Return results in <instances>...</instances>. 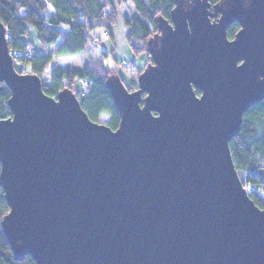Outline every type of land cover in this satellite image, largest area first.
I'll use <instances>...</instances> for the list:
<instances>
[{
    "label": "water",
    "instance_id": "95a60500",
    "mask_svg": "<svg viewBox=\"0 0 264 264\" xmlns=\"http://www.w3.org/2000/svg\"><path fill=\"white\" fill-rule=\"evenodd\" d=\"M157 25L139 86L107 80L113 129L72 88L52 97L41 76L19 72L0 20L12 112L0 119L1 226L17 260L264 264V207L230 147L264 98V0H176Z\"/></svg>",
    "mask_w": 264,
    "mask_h": 264
},
{
    "label": "trees",
    "instance_id": "16d2710c",
    "mask_svg": "<svg viewBox=\"0 0 264 264\" xmlns=\"http://www.w3.org/2000/svg\"><path fill=\"white\" fill-rule=\"evenodd\" d=\"M220 1L210 0L213 4ZM175 6L176 0H0V20L6 27L13 55L23 52L27 44L33 47L32 55L25 59L23 73L41 76L44 91L52 97H57L62 89L73 88L84 81L85 86L76 90L83 109L94 121L101 122L103 115H109L107 124L116 129L121 115L107 80L118 71L106 65L103 58L91 60L83 66L76 65V61L89 44L98 40L93 33L95 28L102 26L110 32L121 14L128 28V42L134 50L146 51L150 62L148 40L159 31L157 18L170 19ZM64 25L69 29L66 30ZM32 27L37 29L39 50L23 37ZM239 28V22L234 21L228 28L229 38H234ZM102 53L106 55L105 51ZM125 65L129 74L137 78L144 69L135 64ZM136 87L128 88L133 90ZM10 96L11 89L0 81V119L12 115L8 104ZM230 147L250 197L264 207V98L246 109L241 129L231 139ZM8 210L4 189L0 185V264H37L30 254L23 260L15 258L1 226V218Z\"/></svg>",
    "mask_w": 264,
    "mask_h": 264
},
{
    "label": "rangeland",
    "instance_id": "374dc122",
    "mask_svg": "<svg viewBox=\"0 0 264 264\" xmlns=\"http://www.w3.org/2000/svg\"><path fill=\"white\" fill-rule=\"evenodd\" d=\"M64 28L66 30L69 29L67 25H64ZM104 30L105 29L102 26L95 28L93 33H95L98 40L93 41L81 52L76 61V65L83 66L88 64L91 60L103 58L106 65L115 68L118 71L128 87L134 85L139 86L137 76L129 74L124 61H126V64H135L138 68L143 69L147 62H149L147 52L143 50L136 51L132 48L126 38L128 28L121 14L118 15V18L115 24L112 25L108 35H104ZM23 37L24 40L31 41L36 50L41 48L37 29L35 27H32L30 33ZM102 51H105L106 55H104ZM82 83L80 81V83L75 84L72 89L76 92L79 88H83L84 85ZM108 119L109 115H103L100 121L107 123Z\"/></svg>",
    "mask_w": 264,
    "mask_h": 264
},
{
    "label": "built area",
    "instance_id": "2783aa9c",
    "mask_svg": "<svg viewBox=\"0 0 264 264\" xmlns=\"http://www.w3.org/2000/svg\"><path fill=\"white\" fill-rule=\"evenodd\" d=\"M103 33H104V35H108L110 32H109V30H105ZM32 53H33L32 45L27 44V46L23 52L15 53V55L12 54L13 58H14L15 66L17 67L18 70L25 72V70H26L25 59L27 57H30L32 55ZM124 63L126 64V61H124ZM83 85L85 86L84 81H83ZM83 94H84V92H83Z\"/></svg>",
    "mask_w": 264,
    "mask_h": 264
}]
</instances>
